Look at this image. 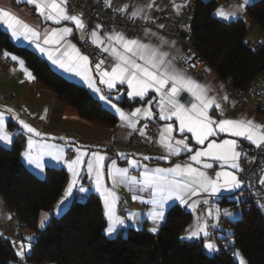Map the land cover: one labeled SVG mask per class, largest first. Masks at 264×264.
Returning a JSON list of instances; mask_svg holds the SVG:
<instances>
[{
  "label": "crops",
  "instance_id": "crops-1",
  "mask_svg": "<svg viewBox=\"0 0 264 264\" xmlns=\"http://www.w3.org/2000/svg\"><path fill=\"white\" fill-rule=\"evenodd\" d=\"M214 1L217 3V6L213 12V15L217 19L226 22L242 19L247 22V25L249 27V34L247 37L248 43L254 46L260 45L263 42L264 35L261 29L258 26L254 25L248 16V7L258 0H249V3L245 5L243 11L239 12L235 17L228 20H225L221 16L216 15L218 10L223 9L225 11H235L237 7L243 2V0L239 2H230L228 4L225 3V0ZM188 2L189 0H135L131 7V12L136 8H144V15H147L150 18L147 20L142 17L138 18L142 19L143 22H145V25L138 27L134 31H111L106 34H101L97 31L100 37L105 42L104 45H102L100 48L102 49V47L104 46L119 47V45H116L114 42L108 41L107 36L111 33H121L130 39H139L145 43L151 42L153 44H158L159 41L157 40V38L151 36V33H156L159 37L164 38L168 41H175V46L168 48V50L172 55H175L177 59L187 56L190 52V48L188 47V45L182 41H179L171 33H165L163 29L165 27L168 15L179 17ZM149 4H151L152 6L148 7ZM176 6L182 7L177 10ZM0 7L18 16L22 21L38 30L41 34V38L39 41L41 47L47 48L49 50L54 51L55 48L59 47L61 51H63L65 45L63 43L61 45H44V35L47 32H50L53 28H60L64 26L71 27L73 29V32L66 38L67 41L75 45L82 54L87 55L82 50L81 43L86 39H89L91 41V38L90 36L87 37L84 32L77 29L75 24L68 21H63L61 24L57 25L52 23L51 21H45L39 15L35 6L29 5L26 2L18 3L17 0H0ZM160 25H163V27H160ZM0 27L3 31L9 34L11 41L16 46L28 48L40 55L50 64V66L56 72H58L68 80L74 81L84 86L90 92V94L95 97L106 109H108L118 117V123L115 126H109L101 123H89L82 120L81 118H79L75 108L59 100L52 90H50L48 87L44 86L37 80L32 70L27 67L23 57L12 54L6 50H3L1 52L0 114H3L4 116L5 128L7 133L11 136L12 142L9 144H5L3 141H0V145L7 149H10L16 137L21 135L24 137V149L22 153H24L28 148L29 138H31L37 145L41 143L55 144L63 147L64 149V162L57 163L47 155L43 157V163L45 165L43 172L36 169L33 165H29L21 153V158L26 168L42 179L46 177L47 169L49 168L64 169L68 175L67 181L63 188L62 196L60 197L53 211L42 212L40 214L38 223L40 229H43L46 226L52 216H60L62 212L70 206L71 202L76 196L84 199L90 193L97 194L102 202L103 214L105 213L104 199L102 198L100 192L96 191L95 175L93 174L92 176H89L87 172V161L91 158V152H99L101 155H104L106 157V159L104 160L103 169L104 187L114 191L116 197H118V200L115 204V211L117 215L125 220V225L117 226L116 233L108 235L105 232L108 238H114L118 235V233L127 232L130 229L141 230L146 228L149 232L153 233L152 231H150V229H152L153 227H157V231L154 233L157 234L160 230L161 224L164 222L167 216L168 210L171 207L178 205L191 214L190 223L180 232V238L182 240L197 242L201 241L205 252L209 255L220 253V249L224 245L228 244L230 246H233L232 237L235 234V225L243 217V209L241 205L242 201L239 196L240 188L234 189L232 191L221 190V192L217 195H210L198 190V194L196 195L186 194L185 203H181V201L177 199L169 200L164 206L163 220L159 221L158 225H156L148 215L149 212L153 210V205L151 203H147V201H150L152 199L151 189L143 188L142 185H129L124 183H118L115 188H113V181L108 176V171L112 167L113 161H115L116 168H128L129 174L131 176H136L137 179H141L142 174L146 170H154L156 168H172L176 164H192L193 167L200 168L202 171H205L209 176L213 178H215V173L218 171L232 172L238 177V170L232 169L227 165L222 168V162L213 160L206 161L213 164V168L204 169L201 167V165H197L190 160V156L193 155L192 152L182 151L180 155H168L166 149L158 143L159 132L168 123H173L176 129H178L179 125L178 122H175L174 118L173 121H163L159 119V97L155 92L150 90L148 94L143 99H141L140 97H128L126 93L127 91H129V89L127 88L126 84L117 83L114 89L108 90L105 84L100 83V73H96L94 71L89 58L88 75L94 81L95 87L101 90L100 93L94 92L92 88L89 87V84L80 76H77L71 72H66L62 68L53 64L49 59L47 53L41 52L40 48H38L35 43H29V41L24 40L22 37L20 39H14L11 35L10 30L7 29L6 25L0 23ZM146 30L148 31L146 32ZM5 52L9 54L7 57H5L4 55ZM104 53L109 58H111L114 63L116 62L109 52ZM54 55L59 56L60 52L54 51ZM13 56L17 57L18 60H13ZM6 59L10 60L9 64L4 63V60ZM18 61H23V64L21 65ZM175 63L179 68L184 69L176 61ZM188 74H190L201 84L212 86L214 89L212 95H216L218 97L227 95L229 97V100L227 102L221 101L222 106L225 109L227 118L237 119L244 116L253 119L256 122H259L262 125L261 119L258 115V100L247 99L245 106L239 105L232 94V86L230 85V83L224 80L208 64L204 63L198 72H188ZM11 93L16 94V103L11 100L4 103L2 99L9 96ZM101 94L109 96L112 103L116 104L126 113H131L137 108H147L149 107L148 102L152 101L151 108L154 116L150 119L141 117L139 118L137 123V129H144L146 135L141 136L139 131H132L128 127L121 126L122 122L119 115L115 112L110 104L100 99ZM117 96H119V99L116 98ZM124 98L129 99V102L133 104L127 107L122 106L121 102L124 100ZM180 98L182 100H187L189 99V95L185 92L181 94ZM210 114L214 115L217 119L220 118L218 112L213 111L210 112ZM41 117H44V119H41ZM133 119L136 118L134 117ZM21 120L31 127L35 128L39 133L42 134V136H35L31 133H28L20 125L19 121ZM148 120L158 124V129L155 135L149 133L147 131V128H145L146 121ZM11 124H13V126H11ZM185 134L189 137L191 136L190 133ZM173 136L176 139L182 138L179 131H174ZM60 137H64L65 140H61ZM210 139H216L217 142L222 139H236L238 141L239 148L241 145L250 144L246 140H242L238 137H231L228 134L224 133H221L218 136L212 137ZM188 143L193 147L194 150L204 147L195 144V141L192 139H189ZM77 149L87 151L89 153V156L84 157V163L80 166L79 176L76 178L77 182L73 187L71 196L64 200L63 204H60V201L64 199L65 192L73 178L72 173L68 170L67 161L76 158L78 154ZM69 150H72L73 153L70 154ZM121 153L125 155L121 156ZM144 157H148V159H144ZM133 160L138 162L137 166L135 167L130 163V161ZM262 177H264V173L262 174L261 178ZM81 186L86 188L87 191L80 192L79 188ZM260 194L263 197L264 201V187ZM133 196H136L137 199L133 200ZM209 197H212L214 199V204L213 206L204 210L202 209V203ZM223 199L234 201L235 203L231 207L224 206L222 204ZM57 205H60L58 210ZM225 211L231 213L232 216H225ZM217 212H219V216L217 215ZM45 213L48 214V218L45 221L44 227H40V222L44 218ZM130 215H133L132 220L128 219ZM104 217L106 219L107 228L108 220L105 214ZM15 221L16 218L13 212L6 205L4 198L0 196V235L10 241L16 253L21 250L20 246L22 244L25 245L24 255L20 256L17 254V264H32L27 261V258L32 252L34 233L25 230L20 239L14 227ZM197 223H206L208 226L207 231L209 235L205 237L203 234H201L198 238L193 237L189 239V232L196 226ZM208 242L214 243L218 250L210 252L205 247V244ZM29 244L31 245L30 250L27 247ZM237 252L241 257H243V259L246 261V264H248L246 258L237 249L233 248L235 260L239 263V259L235 255Z\"/></svg>",
  "mask_w": 264,
  "mask_h": 264
},
{
  "label": "snow or ice",
  "instance_id": "snow-or-ice-1",
  "mask_svg": "<svg viewBox=\"0 0 264 264\" xmlns=\"http://www.w3.org/2000/svg\"><path fill=\"white\" fill-rule=\"evenodd\" d=\"M17 2H26L29 5H34L39 15L45 21H51L57 25L63 21H68L75 24L76 28L82 32L86 30L82 16L69 13L67 7L68 0H17ZM248 3L249 0H243L235 11L221 9L218 10L216 15L221 16L225 20L231 19L243 11L245 5ZM105 4L111 6V0H105ZM151 6V4L148 5V7ZM176 7L179 10L182 6ZM117 10L124 12L127 11V7L123 6ZM144 13V8H136L131 12V18L142 17L145 20L149 19L150 17L144 15ZM0 23L6 25L14 39L22 37L24 40L29 41V43H35L41 52L47 53L53 64L66 72L80 76L89 84V87L94 92L100 93L101 90L95 87L94 81L88 75L89 57L82 54L75 45L66 39L73 32L71 27L53 28L44 35V45H61L62 43L65 45L63 51L59 47L54 49L55 52H60V55L57 56L54 55L53 50L41 47L39 43L41 34L38 30L2 7H0ZM100 27L99 25L97 26V28ZM160 27H163V25H160ZM89 36L91 42L96 46L101 47L104 45V40L96 30L90 32ZM151 36L156 37L159 43H145L139 39L127 38L121 33L108 34V41L114 42L119 47H102V51L109 52L116 62L107 71H102L100 64L96 65L101 76L100 83L105 84L108 90L114 89L117 83L126 84L129 89L126 94L130 98L140 97L143 99L150 90L156 93L159 97V119L173 121L174 118L175 122H178L179 125L178 129H176L173 123H168L159 132L158 143L166 149L168 155H180L182 151L192 152L193 155L190 156V160L197 165H201L204 169L213 168V164L206 162L207 160H213L222 162V168L227 165L232 169L242 170L239 161L242 156L246 157L247 153L238 150V141L236 139H222L217 142L216 139L210 138L224 133L231 137L246 140L257 149H260L264 147V125L244 116L237 119L227 118L221 101L227 102L229 97L227 95L222 97L212 95L214 91L212 86L201 84L188 74L186 69L177 66L175 63L177 57L172 55L168 50V48L175 46V41H168L159 37L156 33H151ZM4 55L7 57L9 54L5 52ZM180 58L189 64V67H195L190 62L191 57ZM12 59L18 60L15 56ZM18 62L21 65L23 64V61ZM102 63L103 61H101ZM185 92L188 93L189 99L182 100L180 98L181 94ZM116 98L119 99V96ZM100 99L110 104L119 115L122 122L121 126L128 127L132 131H139L141 136L146 135L144 129H137V123L141 117L150 119L154 116L151 108L152 101L148 102L149 107L147 108H137L131 113H126L116 104L112 103L109 96L101 94ZM213 111L219 113V119L210 114ZM134 117L136 119H133ZM41 119H44V117H41ZM19 123L28 133L42 136L41 133L24 121L21 120ZM146 127L147 125H145ZM174 131H179L182 138L176 139L173 136ZM185 133H190L191 136L189 137ZM60 139L65 140L64 137H60ZM189 139L194 140L195 144L204 147L194 150L188 143ZM0 141H3L5 144L12 142L11 136L5 128L3 114H0ZM77 153L75 159L67 161L68 170L72 173L73 178L60 204H63L64 200L71 196L73 187L77 182L76 178L79 176L80 166L84 163V157L89 156L87 151L80 149H77ZM22 155L29 165H33L41 172L44 171L45 167L43 163L45 155L57 163L64 162L63 147L48 143L37 145L31 138L28 140L27 150ZM120 155L124 156L125 154L121 153ZM90 156L91 158L87 161V172L89 176L95 175L96 191L100 192L104 199V214L108 220L105 232L108 235H112L117 232V226L125 225V220L117 215L115 211L118 197H116L114 191L105 188L103 184V169L106 157L99 152H91ZM144 159H148V157H144ZM130 163L134 167L138 164L135 160L130 161ZM108 176L113 181V188L118 183H124L142 185L143 188L151 189L152 199L147 201V203L153 205V210L148 215L156 225H158L159 221L163 220L164 206L169 200L177 199L181 203H185L186 194L196 195L199 190L210 195H217L221 190L232 191L238 189L242 183L237 175L232 172L218 171L215 173V178H213L200 168L193 167L192 164H176L172 168L146 170L142 174V178L137 179L136 176L129 174L128 168H116L115 161H113L112 167L108 171ZM260 182L264 184V177L261 178ZM79 191L86 192L87 189L81 186ZM135 199L137 197L133 196V200ZM59 207L60 205H57V210ZM133 215H130L128 219L132 220ZM217 215L219 216V212H217ZM224 215L228 217L232 216L227 211H225ZM47 218L48 214L45 213L44 218L40 222V227H44ZM207 227L206 223H197L190 230L188 238H198L201 234L207 237L209 235ZM150 231L155 233L157 227H153ZM20 247L21 250L17 254L23 256L25 245L22 244ZM27 247L30 250L31 245L29 244ZM205 247L210 252L218 250L215 244L210 242L206 243ZM235 255L239 259V264H246V261L238 252Z\"/></svg>",
  "mask_w": 264,
  "mask_h": 264
},
{
  "label": "trees",
  "instance_id": "trees-1",
  "mask_svg": "<svg viewBox=\"0 0 264 264\" xmlns=\"http://www.w3.org/2000/svg\"><path fill=\"white\" fill-rule=\"evenodd\" d=\"M214 0H196L191 22L192 48L224 80L234 88H246L264 73V39L253 46L247 41V22L238 19L222 21L213 12ZM248 16L264 35V0L248 7ZM6 50L24 58L37 80L52 90L55 96L72 106L79 118L89 123L115 126L118 117L106 109L82 85L70 81L40 55L16 46L0 27V53ZM136 103V102H134ZM133 103L124 98L121 105ZM13 126V124H11ZM24 137L19 135L10 149L0 145V196L24 229L34 233L32 252L27 261L32 264H239L233 251L223 250L209 255L202 243L180 238L181 230L191 220V214L180 206L171 207L157 234L146 228L120 232L114 238L105 233L106 219L100 197L95 193L84 199L76 196L58 217L52 216L43 229L38 226L42 212H52L67 181L64 169L49 168L44 179L30 172L21 153ZM258 198L235 225L233 248L248 264H264V208ZM234 201L222 200L224 206ZM18 255L8 239L0 235V264H17Z\"/></svg>",
  "mask_w": 264,
  "mask_h": 264
},
{
  "label": "built area",
  "instance_id": "built-area-1",
  "mask_svg": "<svg viewBox=\"0 0 264 264\" xmlns=\"http://www.w3.org/2000/svg\"><path fill=\"white\" fill-rule=\"evenodd\" d=\"M134 1L135 0H111V6H107L105 0H68L67 6L70 14L82 16L86 25V30L83 32L89 37V33L93 30L101 34H106L111 31H134L138 27L145 25L142 19L131 18V7ZM239 1L241 0H225V3L228 4L230 2ZM195 2L196 0H189L179 17L168 15L163 29L165 33H171L179 41L188 45L190 52L184 57H191L190 62L194 64L195 67H189V64L185 63L181 58L176 59V62L188 72L194 73L198 72L205 63L203 58L200 57L191 46L193 38L191 22L194 16ZM123 6L127 7V11L120 12L117 10ZM98 25L101 27L97 28ZM81 48L90 58L92 67L96 73H99L96 68L97 64H100L102 71L110 70L115 64L100 47L94 45L89 39L81 43ZM101 61H103L102 64ZM4 63L9 64L10 60L6 59ZM232 94L241 106L246 105L247 99L258 100V115L262 125H264V73L258 75L246 88L232 87ZM9 100L16 103V94L11 93L9 96L2 99L4 103ZM146 125L147 131L155 135L158 124L148 120L146 121ZM239 150L247 153V156H242L239 161L242 169L238 171V178L242 182L239 189V196L244 205V209L249 210L264 187V184L260 182L261 176L264 173V147L257 149L254 145L244 144L240 146ZM69 153L72 154L73 151L69 150ZM205 201H207V203H205ZM213 204L214 199L209 197L203 201L202 209L205 210L213 206ZM14 227L21 239V235L25 231L22 222L16 220ZM223 250L233 251V247L227 244L221 247L220 252Z\"/></svg>",
  "mask_w": 264,
  "mask_h": 264
},
{
  "label": "water",
  "instance_id": "water-1",
  "mask_svg": "<svg viewBox=\"0 0 264 264\" xmlns=\"http://www.w3.org/2000/svg\"><path fill=\"white\" fill-rule=\"evenodd\" d=\"M198 243H201V241H198Z\"/></svg>",
  "mask_w": 264,
  "mask_h": 264
}]
</instances>
